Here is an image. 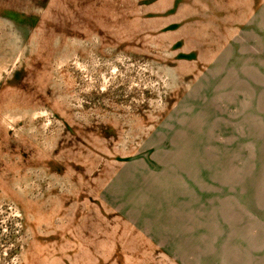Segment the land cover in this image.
<instances>
[{
	"label": "rangeland",
	"instance_id": "obj_1",
	"mask_svg": "<svg viewBox=\"0 0 264 264\" xmlns=\"http://www.w3.org/2000/svg\"><path fill=\"white\" fill-rule=\"evenodd\" d=\"M0 264H264V0H0Z\"/></svg>",
	"mask_w": 264,
	"mask_h": 264
}]
</instances>
